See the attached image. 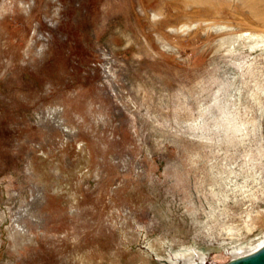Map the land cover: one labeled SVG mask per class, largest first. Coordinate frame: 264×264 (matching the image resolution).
I'll return each mask as SVG.
<instances>
[{
    "label": "rangeland",
    "instance_id": "374dc122",
    "mask_svg": "<svg viewBox=\"0 0 264 264\" xmlns=\"http://www.w3.org/2000/svg\"><path fill=\"white\" fill-rule=\"evenodd\" d=\"M262 235L264 0H0V264Z\"/></svg>",
    "mask_w": 264,
    "mask_h": 264
},
{
    "label": "bare ground",
    "instance_id": "6f19581e",
    "mask_svg": "<svg viewBox=\"0 0 264 264\" xmlns=\"http://www.w3.org/2000/svg\"><path fill=\"white\" fill-rule=\"evenodd\" d=\"M264 246V235L259 237L256 242L253 243H248L246 245H241L237 247L236 249L233 250L232 254L237 257L241 256H246L249 254H252L259 249H261ZM230 252V251H228ZM231 253V252H230ZM175 259H179L185 262V264H197V263H202L206 264L205 262L207 261V255L204 252L197 251V250H192V251H187L184 253L176 254ZM168 263L170 264H178L172 257V259L168 260Z\"/></svg>",
    "mask_w": 264,
    "mask_h": 264
},
{
    "label": "water",
    "instance_id": "95a60500",
    "mask_svg": "<svg viewBox=\"0 0 264 264\" xmlns=\"http://www.w3.org/2000/svg\"><path fill=\"white\" fill-rule=\"evenodd\" d=\"M165 264L170 263H168V261H165ZM227 264H264V246L252 254L234 258Z\"/></svg>",
    "mask_w": 264,
    "mask_h": 264
}]
</instances>
